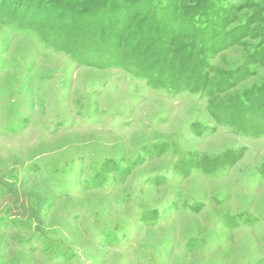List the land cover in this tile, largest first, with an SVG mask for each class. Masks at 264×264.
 <instances>
[{
    "label": "rangeland",
    "instance_id": "rangeland-1",
    "mask_svg": "<svg viewBox=\"0 0 264 264\" xmlns=\"http://www.w3.org/2000/svg\"><path fill=\"white\" fill-rule=\"evenodd\" d=\"M199 1L177 0L178 32ZM214 1L208 39L229 37L189 89L192 73L93 57L82 23L0 5V264H264V115L237 102L264 106V0Z\"/></svg>",
    "mask_w": 264,
    "mask_h": 264
},
{
    "label": "trees",
    "instance_id": "trees-1",
    "mask_svg": "<svg viewBox=\"0 0 264 264\" xmlns=\"http://www.w3.org/2000/svg\"><path fill=\"white\" fill-rule=\"evenodd\" d=\"M27 1L32 3V7L29 8L30 12H43L49 14V16L51 15L50 17L58 16L57 21L64 22L68 27H74L78 23L84 24L83 31L78 35L79 40L87 43L90 54L95 53L96 49H98L97 54L93 55V57L97 55L106 60L107 56H111L112 61L108 63L109 65H114L113 58L128 60V62L134 58L141 64V68H146L147 63L152 62V67L157 75L161 74L163 76L166 73L164 70H167V72L170 70L168 68H174L175 73L183 72L184 75L192 73L193 76L190 77L189 75V78L184 81V85H187L185 86V89L191 87L190 83H194L197 75L199 76L198 79L201 80L206 77L201 69L202 65L206 64L204 62V57H202L201 54L208 50L217 49V47H214L213 45L215 44L217 46L218 44L225 42L229 37H225L224 41H221L220 43L218 41L214 43L212 40L210 41L208 39V32H211L210 34H212L213 29L218 26L217 20L219 21L222 18L218 15H214L216 14L214 0H211L213 1L211 4L209 3L210 0H200L195 8L193 7L187 12L188 19L191 23L190 25H192V27L190 26L192 29L188 30L190 32H187L188 35L180 33L176 27L174 28V24L179 20V12L182 9L181 6L176 4L177 0H166L165 4L160 2L162 0H16L13 8L17 15L21 13V10L28 3ZM6 2L7 0H2V2L0 1V5H5ZM141 14H145V16L138 24L140 29L135 28V31L131 33L135 26H132V22L134 21L131 16H141ZM108 15H110L109 17L113 20V22H110L111 25L107 24V19L109 18ZM152 16L153 20L150 21ZM96 20H98L99 23L93 22ZM227 20H230V18ZM165 25H172L173 29L170 34L167 33L162 35L161 28ZM110 29L113 31L111 32V36L108 37V40H106L105 34H107V31ZM142 29L150 31V33L153 34V37L155 36L154 39H148L147 34L143 35ZM94 32L95 34L97 33L95 38L93 37ZM200 36L203 37L200 39ZM129 37L131 38L130 42H132L134 38L136 42L133 44L130 43L132 47H130V52L127 56L126 51L123 49V45L120 42ZM172 37H174V39ZM162 39L168 41V46L174 44V42L171 41L172 39L175 42L185 40L187 43L180 45L176 51V53H180L181 56L177 59L174 57H171L170 59L167 58L168 53L171 54V52H168V49L164 48L161 41ZM145 42L147 44H150L151 42L150 48L152 47L154 50L146 47ZM235 42L236 40H233L227 43V46H231V44H234ZM102 45L104 46L102 47ZM97 46L99 47L96 48ZM206 48H208V50ZM89 51L83 62H87ZM136 51L138 52L137 54L134 53ZM141 51L143 52L140 53ZM156 68H158L159 72ZM230 75L232 76L231 73H229V75L227 74L225 77L227 79L223 83H227ZM174 78H176L175 75ZM196 88L195 85L191 90ZM248 94L250 96V93ZM257 97L258 98H252V100L249 99V104L245 101L243 102V100L237 102L241 104L242 109H246V112L252 113L254 116H256L254 112H256L258 108H261L263 111L262 114L264 115V106L260 103L261 98L259 95H257ZM247 121L249 122V120ZM246 126H250L251 130L245 129V126L240 130L244 132H256L253 124H246Z\"/></svg>",
    "mask_w": 264,
    "mask_h": 264
}]
</instances>
